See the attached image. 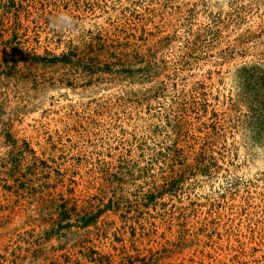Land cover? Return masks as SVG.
<instances>
[{
    "label": "rangeland",
    "instance_id": "374dc122",
    "mask_svg": "<svg viewBox=\"0 0 264 264\" xmlns=\"http://www.w3.org/2000/svg\"><path fill=\"white\" fill-rule=\"evenodd\" d=\"M263 75L264 0H0V264H264Z\"/></svg>",
    "mask_w": 264,
    "mask_h": 264
},
{
    "label": "clouds",
    "instance_id": "9594fccd",
    "mask_svg": "<svg viewBox=\"0 0 264 264\" xmlns=\"http://www.w3.org/2000/svg\"><path fill=\"white\" fill-rule=\"evenodd\" d=\"M48 27L50 30L73 33L77 31V22L66 12H60L48 16Z\"/></svg>",
    "mask_w": 264,
    "mask_h": 264
},
{
    "label": "trees",
    "instance_id": "16d2710c",
    "mask_svg": "<svg viewBox=\"0 0 264 264\" xmlns=\"http://www.w3.org/2000/svg\"><path fill=\"white\" fill-rule=\"evenodd\" d=\"M263 77H264V75H263ZM260 108H263V107L260 105H258V106L256 105L255 107H251V109H250V112L254 113L255 118L259 119V120L264 118V113L261 112Z\"/></svg>",
    "mask_w": 264,
    "mask_h": 264
}]
</instances>
